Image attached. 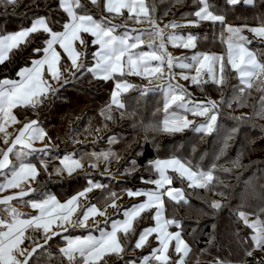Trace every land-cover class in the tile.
Masks as SVG:
<instances>
[{
    "label": "snow or ice",
    "instance_id": "obj_1",
    "mask_svg": "<svg viewBox=\"0 0 264 264\" xmlns=\"http://www.w3.org/2000/svg\"><path fill=\"white\" fill-rule=\"evenodd\" d=\"M16 2L17 0H3L5 5H15ZM57 3L58 8L66 13L67 17L62 23V30H54L49 17L39 16L32 20L29 27L21 28L19 31L7 35H0V64H3L9 59L8 54L10 52L26 46L31 42L30 38L34 34H46L43 47L32 50L35 54H42L41 58L31 59L30 66L20 69L17 73L19 79H0V133H4L5 144H9L7 125L18 122L17 117L13 114L14 109L18 107L35 108L49 96H56L60 91V88L54 87L45 79L47 74L60 83L63 76L61 72L62 55L56 50L57 45L66 54L72 70V79H63L60 84L61 88L79 79L85 72L97 80L105 82L116 80L115 87L111 92L110 103L100 112L105 122L115 119L113 116L114 107L118 110L126 108L121 97L133 87L128 81L121 80L119 77L137 75L150 80L152 78L161 79L165 67L168 69L169 82L166 85H157L164 94L165 118L161 123L153 126L152 130L168 135L180 133L189 128L194 132L208 135L216 131L218 127L216 112L218 105L216 101L195 102L186 99V97L191 96V93L179 84L171 82L174 78L172 73L174 67L178 66L182 70L189 71L194 69V75H183L182 78L197 87L209 82L223 86L228 80L226 69L230 68L239 80V86H234V91L238 95L233 97L239 103H243L246 90L251 89L254 85L258 91L264 93V51L249 48L248 45L254 41L243 34L247 30L261 43H264V14L254 17L259 21L255 26L247 24L233 26L227 24L226 15L219 13L210 0H195L197 8L189 14L194 19L187 20L186 25L199 26L205 21L213 25L219 23L222 26L221 42L227 46L226 56L196 52L190 58H179L173 57L167 51L165 38L173 46L195 49L198 37L192 33H189L186 39L173 33L166 34L153 17L155 7L148 0H104L103 11L114 16H120L126 10L128 19L137 24L147 21L150 25L148 28H132L123 33H117V28H126V25L113 24L106 17L96 18L91 13L88 4L99 6L100 0H88V3H85L84 0H57ZM241 3L254 8L257 0H226V4L232 7ZM260 3L264 5V0H260ZM179 26L171 23L165 28L174 29ZM84 34H90L94 37L91 44L98 45L97 50L92 53L94 63L91 65L79 62L81 52L76 47L77 42L84 47H87L89 43L84 39ZM178 40L180 44H177ZM141 46H146L148 50H140ZM185 60L189 62H184ZM204 73H207L208 79H203ZM151 90L144 89L141 91V95ZM260 100V110L256 115L264 118V94L261 95ZM173 108L206 119L203 123L196 125L194 121L187 119V115H179L175 111H170ZM130 115H134V113H128L126 110L120 112V118ZM100 130L97 129V131ZM235 132L236 129H233L228 134L224 142L225 146ZM46 138L51 142V137L39 126L38 121H28L19 129V134L11 140L7 149H0V156H2L0 158V172L10 169V176L4 183H0V192L10 188H19L21 182L35 180L39 176L40 169L37 168L36 164L29 162L28 157L36 152L50 150L48 144L40 149L33 146L35 141H43ZM116 142L115 137H109V143ZM10 156H14L15 160L10 159ZM101 158L109 163L111 159L115 158V154L109 151L99 154L92 153L90 156V159L95 160ZM82 161L83 158L65 156L54 172L61 176L66 173L68 178H72L74 174H78L84 168ZM40 163L43 170L47 172V165L43 161ZM91 167H96V165L92 164ZM148 169L156 174V178L145 180L142 176L141 180L155 187L148 190H127V195L130 197L143 196L146 199L133 204L129 209L123 210L122 220L108 218L104 223L107 225L109 221L111 222L110 230L96 222L95 230L99 235H93L92 230H89L88 234L84 236L65 237V246L58 249L63 258L62 264L65 262L66 264H105V257L113 255L122 257L126 252L122 237L127 239L130 233H135L134 222L141 217L142 213L151 212L153 209L155 212L152 219L155 221V226L142 229L134 247L135 249L143 248L148 244L149 237L153 234H155L159 246L153 248L149 255L143 256L141 264H153V262L156 264H185V257L189 255L191 248L182 239L181 231H168L170 226L181 228V222L175 218H165L164 205L165 197L176 205H187L189 201L183 189L172 187L174 176L170 173L175 174V177L181 181L186 180L189 188L211 189L217 181V177L214 175L216 165L212 164L204 169L193 164L190 160L173 154L167 158H156L149 161ZM135 171L136 162L133 160L132 166L125 168L124 173L131 175ZM224 171H229V169H224ZM104 187L105 185L101 183L88 180L87 187L63 203L54 195L44 194L42 199L28 201L31 208L36 210V214L28 218H24L25 214L9 206L6 209L7 218L0 216V264H30L32 256L37 253L38 249L43 251L53 237L61 235L55 228H64L65 231H67L65 225L88 228L87 221L90 216L106 215V210L100 211L96 205L92 204L88 205L87 210L77 216L76 219H73L77 213L79 199L86 197L87 193L94 189ZM33 191L36 189L30 188L28 191L21 190L15 195L4 196L0 200V204L10 205V201L18 197L28 196L29 192ZM108 199L111 200V207H119L116 204L115 193H111L106 198V200ZM224 206L218 200H213L208 205L213 214ZM252 214L248 211L236 210L235 217L237 222L252 230L250 239L254 247L264 248V189L261 190L260 205L255 210V219H250ZM212 227L215 228L216 226L213 225ZM29 229L43 237V243L32 240L30 250L23 247L25 240L30 239L26 236ZM236 235L239 236V229H237ZM173 241L175 242L174 251L179 254V259L175 262L170 260L168 254L170 244ZM246 255L251 256L252 252L246 251ZM131 264H136V262L131 261ZM215 264H229V262L217 258Z\"/></svg>",
    "mask_w": 264,
    "mask_h": 264
},
{
    "label": "trees",
    "instance_id": "obj_2",
    "mask_svg": "<svg viewBox=\"0 0 264 264\" xmlns=\"http://www.w3.org/2000/svg\"><path fill=\"white\" fill-rule=\"evenodd\" d=\"M148 2L154 5L155 12L153 14L156 17L160 16L162 18L165 16V12L162 10V3L159 5L160 8H157V3L154 0H148ZM210 2L219 13L226 15L227 24L257 25L259 21L254 19V17L264 14V5H261L260 0H257L256 7L254 8L243 3L232 7L226 4V0H210ZM88 7L92 10L90 6ZM172 7L173 5L171 6V3H166L165 10ZM92 11L96 13V9ZM39 16L51 17L52 24L56 28H59V25H56V21L62 24L65 20V13L58 8L57 0H17L15 5H5L3 0H0V35H7L21 28L28 27L31 25L32 20ZM194 29L193 34L198 37L197 50L224 51L226 49V44L221 42L222 26L219 23L213 25L210 22H204L200 23ZM45 37L46 34H34L30 38L31 42L26 46H22L20 49H14L9 59L3 64H0V79L18 78L17 73L20 68L29 65L31 59L40 58L41 54H35L32 50L33 48L43 47ZM251 46L257 51H264V43L260 41H254ZM87 56L91 60L92 56ZM90 60L87 62L88 65L93 64ZM63 65H69V62L64 59ZM226 73L228 80L223 86H217L209 82L201 87H197L196 85L193 87L195 90L203 89L204 86L210 87V92L216 93L215 96L218 101L217 130L210 135L197 133L191 129L174 134L176 138L183 136L187 141L192 137L200 139L199 143L195 142L193 145L188 146L183 159L190 160L193 164L199 165L202 168H208L212 164L216 165L214 175L217 177V181L213 187L211 189H192L187 187V195L190 196L192 192L200 194L201 197L209 195L210 198H219L222 201L221 203L225 205L218 212L201 221L187 219L185 217L182 219L181 231L191 248V252L185 258V264H215L217 258L225 260L229 264H252L251 261L253 260L256 261L253 264H264V257L256 258L252 256L254 253V245L250 239L252 230L237 222L235 217L236 210L248 211L255 215V210L260 205L261 190L264 189V118L256 115L260 110V97L264 93L258 91L254 85L251 89L246 90L243 103L237 102L233 97L238 95L234 91V86H239V80L230 68L226 69ZM84 74L87 75V80H96L98 82V92H96V87L92 88V91L89 92L85 83H80L79 79H76L62 88L59 87L60 91L57 95L49 96L40 106L35 108L18 107L16 110L21 120H27L35 116L39 125L51 137V141L60 145H56L57 149L54 150L55 155L48 154L47 157L40 153L31 155V161L34 156H39L36 161L40 169V174L36 180L38 185L41 184V179L46 176L43 166L40 163L44 159L52 161L54 160L53 157L62 158L65 155H72L77 159H86H83L82 162L85 161L87 164L96 165L94 161L100 160L90 159L91 154L110 151L115 154V158L109 162V165H111L114 160H122L124 154L128 157L132 152L129 146L133 141L130 143L127 138L123 137L121 141L117 140L119 143L116 144L109 143V137H112V133L110 130H106L107 126L105 124L109 126L113 120L105 122L100 115L101 109L110 103L111 92L114 89L113 81L109 80L105 82L94 79L87 72ZM153 93L155 92L153 91L150 94H144L142 96H145L146 99H151L152 104L157 105L155 109H161L163 102L158 101V94L163 96V92L158 91L156 92L158 94L150 96ZM195 95L202 97L201 99L207 98L205 97L207 95H204L201 91L196 92ZM50 98L54 102L53 108L48 106V99ZM46 108L49 111H46ZM119 111L121 110L115 109L114 107L113 114H119ZM229 111H232L231 114L235 117H244L245 115L251 118V120L244 126H240L242 124L241 122H234V125L230 127L231 124L226 118L228 114L224 113L222 116L223 112ZM48 112L49 114H47ZM97 129L101 130L97 131ZM233 129H236V132L228 140L227 146H225L224 142ZM151 133L160 132L152 130ZM103 136L105 138L101 139ZM107 138L108 140H106ZM205 139H208L213 146H217L219 149L213 161L209 159L208 147L205 143H201ZM170 143L171 140H167L164 146ZM134 144L138 145L137 153L139 154L133 153L131 161L134 160L138 168L131 175L119 172V174L112 177L117 184H127L121 187L123 192H126L128 189L145 190V184L141 180L142 176H140L142 173L138 171L140 169H147L149 161L160 157V151H157L155 144L148 139H144L142 132H140ZM232 147L233 149H231ZM225 154L228 155L224 157ZM203 157L207 158L202 161ZM97 168L99 167H90L92 175H89L88 180H91L94 174L99 173L96 172L98 170ZM109 169L107 167L103 168L104 171H102L103 174L101 177L104 180L111 179H106L110 176L108 173L110 171ZM224 169H229V171H224ZM116 170L114 168L113 171ZM133 175L134 177L129 179ZM143 175L145 180L150 178L148 176L149 173ZM154 177H156V174H154ZM88 180H85V183L79 187H73L72 191L66 193L55 192L54 195L60 198H67L87 187ZM65 183L66 179H64ZM177 185L180 186L181 184ZM44 193L45 191L40 190V195H44ZM111 193H115L117 198L124 194H119L118 190L115 191L109 184H105L104 188L94 191L91 202L98 203L104 207L111 203L110 199L106 200ZM210 211L212 210L210 209ZM224 221H226L225 228L223 227ZM213 225L216 227L213 228ZM237 229H239V236L236 235ZM33 234L36 236L34 240H41V235ZM55 239L56 241H49L43 251L38 249L37 253L32 256L30 264H62L63 258L56 248L57 243L61 244L65 243V241L60 239V237ZM31 244V239H27L24 242L26 246ZM132 251L133 244L127 248V256L125 258L116 260L112 256L106 257L105 264H125L126 259L133 257L130 255ZM246 251H251L252 255H246ZM174 258L175 254L172 259L173 262L175 261Z\"/></svg>",
    "mask_w": 264,
    "mask_h": 264
},
{
    "label": "rangeland",
    "instance_id": "obj_3",
    "mask_svg": "<svg viewBox=\"0 0 264 264\" xmlns=\"http://www.w3.org/2000/svg\"><path fill=\"white\" fill-rule=\"evenodd\" d=\"M157 4V8H160L159 5L162 3V10L163 12H165V16L160 18L156 17L154 14V18L157 22V24L159 25L160 28L165 30V33H173L176 36H182L186 39L187 35L189 33H192L195 31V27L197 26H191V25H186V21L189 19H192V16H190L189 14L194 12L197 8V4L195 3V0H179V2H177V0H154ZM85 3H88V0H84ZM103 3L104 0H100V5L99 6H92L91 4H88V6H90L92 8V10L96 9V13L93 12L91 10V13L96 17V18H100V16H104L106 17L107 20L111 21L113 24L116 25H126L125 27H119L117 28V33H123L126 30H131L132 28H148L150 25L147 21L142 22V23H135L133 20L128 19V14L127 11H124L123 15L120 16H114L113 14H109L105 11H103ZM166 3H171V6L173 5L172 8L165 10V5ZM94 8V9H93ZM176 14V15H175ZM179 16V17H178ZM51 20V26L54 28V30L56 31H60L62 30V24L59 21H56V25H59V28H56L53 24H52V18L49 17ZM66 13H65V19H66ZM186 19V20H184ZM207 22V21H205ZM171 23H175L177 25H180L177 28H165L166 25H169ZM204 23V22H202ZM233 26H243L245 24H230ZM248 25V24H247ZM249 26H255V25H249ZM29 27V26H28ZM201 28V27H200ZM19 31V30H18ZM13 33V32H12ZM10 34V33H9ZM134 34V33H133ZM244 35L248 36L250 39H252L253 41H259L257 38H255L251 33H249L247 30L244 31L243 33ZM226 36V33H225ZM84 39L89 41L87 47H84L82 45H80L78 42L76 44V47L78 49V51L81 52V56L79 58V62L81 63H86L89 62L90 57L87 55L92 56V53L95 52L98 48V45H94L91 44V40L94 39V37H92L90 34H84ZM165 44L167 46V51L173 56V57H179V58H190L194 53L196 52H207L209 54H218V55H225L226 56V49L224 51H217V50H213V51H202V50H197V48L195 49H186L182 46H173L171 44H169V42L167 41V38H165ZM177 44H180V41H177ZM249 48L256 50L255 48H253L251 45H248ZM227 48V46H226ZM56 50L61 52L62 55V61H61V72L63 73V76L61 77V81L60 83H58L56 80H53L50 75L45 76V79L48 80V82L50 84H52L54 87L59 88L60 84L62 83L63 79L67 78L69 80L72 79L71 77V66H70V61L67 59V56L65 53H63V50L59 48V46H56ZM142 51H147L148 49L146 48V46H141ZM11 52L8 54V56L10 57ZM42 56V54H41ZM40 56V58H41ZM39 59V58H38ZM64 59H66L69 62V65L64 66L63 65V61ZM92 63H94V59L93 56L90 60ZM184 62H189L188 60H185ZM29 65L23 66L24 67H28ZM20 68V69H22ZM19 69V71H20ZM67 69V70H66ZM218 69V66H217ZM18 71V72H19ZM172 73L174 74V78L172 79V83L173 84H179L180 86H182L183 88H185L187 90V92L191 93L190 97H186V99L195 101V102H207L209 100L212 101H216V103H218L217 101V97L215 96L216 93L215 92H210L209 88L210 87H206L204 86L203 89H196L193 88L194 85L191 84L190 81H186L182 78L183 75H194V69L192 71L189 70H182L181 68L174 67L172 69ZM87 75H81L79 77V82L80 83H85L86 88L89 90V92L92 91V88L96 87V92H98L99 88H97V86H99L98 82H96V80L94 81H90L87 80ZM10 79V78H8ZM19 79L15 78L12 80H16ZM119 79L121 80H126L128 81L131 85H133V87L126 93L123 94V96L121 97V99L123 100V102L126 105V108L124 110L121 111H127L128 113H134V115H130V116H125L124 118H120V113H114L113 116L115 117V119L112 121V123L107 126L106 130H110L112 133V137H115L116 140L121 141V139L127 138L129 140V142L131 143L133 141V143L130 144L129 148L132 151L130 153V155L124 154L122 160H117V161H113L111 163V165H109V163H106L102 158L100 159V161H94L96 162V167L98 170L96 172H99L98 174H94V176H92L93 181L101 183V184H109L112 188H114V190H118L119 194L120 193H124L123 195L119 196L116 199V204L119 206L117 208L111 207L110 204L102 207L100 206L98 203H92V198H93V193L96 190L99 189H94L93 191L87 193V196L84 198H80L78 201V208H77V213L73 216V219H76L77 216L81 215L84 211L87 210V206L88 205H96V207L98 209H100V211H105L106 210V215L101 216V215H95V216H90L87 224H88V228H81V227H70L65 225V227H67V231L64 230V228H55L56 231L60 232L61 235L58 236L60 237V239L65 241V237H76V236H84L88 234L89 230H92V234L93 235H99V233L95 230V224L96 222H99V224L102 227H106L108 230H110L111 228V222L109 221V223L107 225H105V221L108 220V218H111L112 220H122L123 219V215L122 212L123 210L129 209L133 204H137L139 202H141L142 200H145L146 197L143 196H128L127 195V191L123 192V190H121V187L126 186V183L123 184H117L114 182L113 180V176H116V174H119V172H124L125 168H130L132 166V161H131V156L134 154H139L137 153V146L136 144H134V141L137 140L138 135L140 134V132L143 133V138L144 139H148L150 140L153 144H155L157 151H160L159 155L160 157L157 158H167L173 154L182 157L184 156L185 150L188 148L189 145H193L195 142L199 143V138L196 137H192L189 141L185 140L183 138V136H179V137H175L174 134L172 135H168L165 134L163 132L160 133H151L152 132V128L153 126L159 124V122L161 123L164 118V110L161 109H155V107L157 106L156 104H152L151 99H146L145 96L141 95V91L144 89H152L151 91H148L146 94H150L151 92H155L153 94H151L150 96L154 95V94H158L156 92L160 91L161 93L163 92V90L160 87H157V85H166L169 82V75H168V69L165 67L164 69V74L163 77L161 79H157V78H152L151 80L148 78H144L141 76H137V75H125L123 77H119ZM203 79H208L207 73L203 74ZM114 83V87H115V83L116 80H112ZM205 85V84H204ZM203 92L204 95H207L205 97H207L206 99H201L202 97L195 95L196 92ZM95 94V93H94ZM212 95V96H211ZM159 98L158 101L159 102H163L164 99V94L163 96L161 94H158ZM210 96V97H209ZM42 103L38 104L36 107L40 106ZM256 104V103H255ZM48 106L49 107H54V102L53 100L50 98L48 99ZM17 108L13 110V114L17 117V123H11L8 124L6 127V131L9 134V144L11 143V140L15 139L16 135L19 134V129L23 127V124L28 122V121H37L35 116H32L31 118L27 119V120H21L16 112ZM46 111L47 108L45 109ZM119 111V112H121ZM170 111H175L177 114L179 115H187V119L194 121V123L196 125H199L201 123H203L205 121V117H199V116H193L191 113H184L183 110L180 109H171ZM227 111V110H226ZM217 112V109H216ZM224 113H227L228 115H226V118L228 119V121L230 122V127H232L234 125V122H241L242 124L240 126H244L246 124H248L251 120V118L247 117L244 115V117H242L243 119H237V118H241V117H235L234 115H232V111L229 112H223L222 116L224 115ZM49 114V112L47 113ZM259 117V115H257ZM217 121H218V115H217ZM42 129L43 127L41 125H39ZM44 130V129H43ZM189 129H185V131H188ZM45 131V130H44ZM46 132V131H45ZM213 134V133H212ZM210 135V134H208ZM106 136V135H105ZM105 136H103L101 139L105 138ZM170 138V139H168ZM108 140V138L106 139ZM167 140H171L170 144H167L166 146H164V143ZM116 143H119V142ZM173 141V142H172ZM116 143H112V144H116ZM197 143V146H198ZM201 143H205L206 146L208 147V155H209V159L210 161H213V159H215V154L218 152V147L217 146H213L211 142H209L208 139L202 140ZM9 144H5L4 143V133H0V149L6 150L7 147L9 146ZM48 144L49 145V151L47 152H36L33 154H38L40 153L41 155H45L46 157L48 156V154L51 155H55L54 154V150L57 149V146H60L59 144H55L52 141L49 142V140L46 138L43 141L37 140L34 142V147L37 149L43 148L44 145ZM222 148V146H221ZM59 149V148H58ZM113 149V147H112ZM233 149V147L231 148ZM228 154H225L224 157H226ZM68 156V155H65ZM64 156V157H65ZM72 156V155H71ZM30 157H28L29 162L36 164L37 168L39 169V166L37 164V158H39V156L37 157H33L32 161L30 160ZM64 157H53L54 160L50 161L49 159H44L43 162L47 165V172L45 178L41 179V184L38 185L36 180H25L23 182H21L19 188L16 189H6L3 192H0V200L3 199L4 196L7 195H15L16 193H18L19 191L23 190V191H28L30 188L31 189H36V191L33 192H29L28 196L25 197H18L17 199H14L12 201H10V205H5V204H0V216H4L5 218H7L8 213L6 212V209L11 206L13 208H16L20 213L25 214L24 218H28L31 215L36 214V210H34L33 208H31L30 204L28 203V201L30 200H39L43 198V195H40V190L41 191H45L44 194H50V195H54L55 192H62V193H66L68 191H72L73 187H79L82 184L85 183V180H88L90 177L89 175H92L90 171V167L92 164H87L84 163V168L82 170H80L78 172L79 175L74 174L72 178H68L66 173L61 176V175H57L55 174L54 170L60 166V161L64 158ZM84 157V156H83ZM0 158H2V156H0ZM60 158V159H57ZM207 157H203L202 161L205 160ZM230 158V157H229ZM10 159H13V161L15 160L14 156H10ZM84 159V158H83ZM86 160V159H84ZM90 166V167H89ZM110 168L109 170V174L110 176L106 179L111 178L110 180H104L101 175L103 174L102 171L103 168ZM114 168H116V171H113ZM136 168H138V165L136 164ZM112 169V170H111ZM207 169V168H204ZM95 170V169H94ZM94 172V171H93ZM140 173H142V175L140 176H144L143 174L149 173V179H154L156 177H154V172L151 171L150 169H140V171H138ZM51 174V175H49ZM128 175V174H127ZM170 175L174 176V180H173V185L172 187L174 188H181L184 190L185 196L188 199L189 203L187 205L185 204H180V205H176L174 202L170 201L168 198L165 197V205H164V217L165 218H175L177 220H179L182 224V219L185 217L187 219H197L198 221L204 220L206 218H208L209 216L213 215V212L210 211L208 205L211 201L213 200H218L221 201L219 198H210L209 195H205L204 197H201L200 194H195V193H191L190 196L187 195L186 190H187V181H181L180 179L175 177V174L170 173ZM10 176V169H6L3 172H0V183H4L5 180ZM134 177V175L132 177H130L129 179H132ZM68 178V179H67ZM64 179H66V183L64 184ZM144 182V181H142ZM63 183V184H62ZM145 190H148L146 188L150 187L149 189H153L155 186L152 184H148L145 183ZM177 184H181L180 186ZM39 187V188H38ZM78 193V192H77ZM75 193V194H77ZM73 194V195H75ZM71 195V196H73ZM61 203L65 202L67 199H69L71 196H68L67 198H60L57 195H54ZM260 200V199H259ZM222 202V201H221ZM155 210L153 209L151 212H146V213H142L141 217L138 218L135 222H134V227L136 229L135 233H130L127 237V239H122L124 240V245L125 248L129 247L131 244H133V251L130 253L131 256H133L132 258H128L125 261V264H131V261H135L136 264H141V258L145 255H149L152 251L153 248L158 247V242L155 239V234H153V236L149 237V242L148 244H146L143 248L140 249H135L134 245H135V241L138 238L139 232L147 227H151V226H155V221L152 219V216L154 215ZM256 215H250V219H255ZM144 222V224H143ZM226 221L223 222L224 224V228L226 226ZM168 231L170 232H175V231H181V228H176L175 226H170L168 228ZM26 236L29 237L31 240L35 239V235L33 234V231L31 229H29L26 232ZM181 236L182 239L184 241H187V239L184 237V235L182 234L181 231ZM57 237H53L52 240L56 241ZM37 242L39 243H43V237L41 235V240H38ZM57 243V242H56ZM189 244V243H188ZM174 245L175 242L173 241L170 244L169 247V256H170V260L173 262V257L175 254V261H177L179 259V254L175 253L174 251ZM65 246V243H57V248L59 249L60 247ZM23 247L28 248L30 250V248L32 247L31 245H23ZM127 248H126V252L121 256H115L113 255L112 257L115 258L116 260L120 259L122 260L123 258H125L127 256ZM238 249V248H235ZM173 253V255H172ZM252 256H255L256 258L258 257H264V248H255L254 247V253ZM106 258V257H105ZM186 258V257H185ZM174 261V262H175ZM256 261H251V263H255ZM66 264V263H65ZM153 264H156V262H153Z\"/></svg>",
    "mask_w": 264,
    "mask_h": 264
}]
</instances>
